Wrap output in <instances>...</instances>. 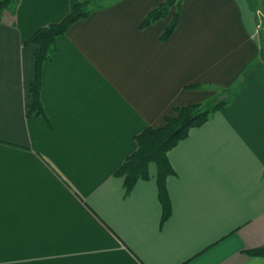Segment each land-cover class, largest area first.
Here are the masks:
<instances>
[{"label": "crops", "instance_id": "1", "mask_svg": "<svg viewBox=\"0 0 264 264\" xmlns=\"http://www.w3.org/2000/svg\"><path fill=\"white\" fill-rule=\"evenodd\" d=\"M80 0H20L0 21V264H264V0H104L57 37L30 114L40 27ZM92 1V0H90ZM233 88L156 179L116 171L174 108Z\"/></svg>", "mask_w": 264, "mask_h": 264}, {"label": "trees", "instance_id": "2", "mask_svg": "<svg viewBox=\"0 0 264 264\" xmlns=\"http://www.w3.org/2000/svg\"><path fill=\"white\" fill-rule=\"evenodd\" d=\"M19 2L20 0H0V21L6 10L14 13ZM181 3V0H167L148 13L143 25H149L167 16L172 6L175 5L177 9L172 21L162 35L163 39L168 38L178 24ZM103 5L104 0H80L73 5L72 11L63 20L38 28L27 40V42L38 45L35 54V79L30 89L32 96V102L29 105L30 114L45 115L41 99L42 67L55 52L57 37L65 33L72 23L88 16L93 10ZM234 93L233 88L220 89L215 96L205 101L175 107L174 115L167 116L164 125L149 126L136 136L137 149L115 172L116 175L123 177L126 191L130 192L139 180L151 178L150 165L151 163L156 164L159 198L163 206L162 221H165L171 214L166 181L174 169L168 157L169 150L184 139L191 128L201 126L213 113L226 106ZM247 253L264 256V244L247 250Z\"/></svg>", "mask_w": 264, "mask_h": 264}]
</instances>
